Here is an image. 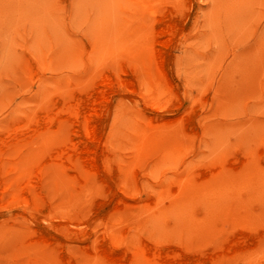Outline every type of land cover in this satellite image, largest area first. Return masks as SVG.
<instances>
[{
    "label": "rangeland",
    "instance_id": "1",
    "mask_svg": "<svg viewBox=\"0 0 264 264\" xmlns=\"http://www.w3.org/2000/svg\"><path fill=\"white\" fill-rule=\"evenodd\" d=\"M263 90L264 0H0V264H264Z\"/></svg>",
    "mask_w": 264,
    "mask_h": 264
},
{
    "label": "bare ground",
    "instance_id": "2",
    "mask_svg": "<svg viewBox=\"0 0 264 264\" xmlns=\"http://www.w3.org/2000/svg\"><path fill=\"white\" fill-rule=\"evenodd\" d=\"M122 1V0H121ZM211 1V0H210ZM90 2H91V0H90ZM131 2V1H130ZM125 3V2H124ZM38 8V7H37ZM40 10V9H39ZM22 11V10H21ZM241 11V10H240ZM103 12V11H102ZM19 13V12H18ZM140 15V14H139ZM241 15V14H240ZM239 15V16H240ZM96 16V15H95ZM232 16V15H231ZM142 17V16H141ZM102 18V17H101ZM95 19V18H94ZM243 19V18H242ZM118 21V20H117ZM120 21V20H119ZM121 23V22H120ZM143 23V22H142ZM130 25V24H129ZM172 28H173V26H172ZM172 28H171V30H172ZM11 31H12V29H11ZM168 31H170V29L168 28V29H163V30H161V32H159V33H166V32H168ZM245 31V30H244ZM132 32V31H131ZM216 36V35H215ZM116 39V38H115ZM162 41V40H161ZM235 45V44H234ZM125 49V48H124ZM155 54V58H156V62H157V64H158V67H159V70L163 73V75H165L166 76V69H165V64H166V57H165V54H164V52L162 51V50H156V52L154 53ZM231 58V57H230ZM228 59V58H227ZM136 63H138V61L136 62ZM137 67H139V66H137ZM125 68V67H124ZM115 70V69H114ZM160 71H158L159 72V75L160 76H163L162 75V73L160 72ZM169 81V80H168ZM263 83V82H262ZM262 86V85H261ZM263 87V86H262ZM114 88V87H113ZM106 89V88H105ZM264 91V90H263ZM107 92V91H106ZM116 92V91H115ZM262 94H264L263 92H262ZM260 97V96H259ZM93 112H88L87 114H86V116H85V118H84V125H83V128H84V131H85V134H86V141L84 142V146L82 147V149L80 150V152H79V154H80V156L82 157H84V155L86 154V152H92L93 150H92V144L93 143H99V144H103L104 142H103V135H102V133H101V131H100V129H99V127L98 126H96L94 123H93ZM31 116V115H30ZM155 116V115H154ZM59 118V117H58ZM154 118V117H153ZM32 119V118H31ZM45 120H47L46 118H45ZM154 121V120H153ZM132 127H134V126H132ZM36 128V127H35ZM148 128V127H147ZM145 130V129H144ZM16 131V130H15ZM37 132H39L38 130H37ZM40 136V135H39ZM38 136V137H39ZM129 136V135H128ZM131 136V135H130ZM37 138V137H36ZM7 139V138H6ZM63 139V138H62ZM201 142V141H200ZM204 142V141H203ZM70 146V145H69ZM67 147V148H70V147ZM38 148V147H37ZM94 149V148H93ZM67 150V149H66ZM46 151V150H45ZM64 151V150H63ZM44 154V153H43ZM261 155V154H260ZM77 155H74V154H71V157L74 159L75 157H76ZM103 157V156H102ZM76 158H78V157H76ZM72 159V160H73ZM32 160H34V159H32ZM87 160V162H90V163H92L94 166H96V168L99 170L100 168H99V163H98V157L96 156V155H94V156H91V157H89V158H87L86 159ZM104 160V159H103ZM70 162V161H69ZM72 162V161H71ZM208 164V163H207ZM197 165V164H196ZM206 165V164H205ZM71 166V165H70ZM69 166V167H70ZM154 166H156V164L154 165ZM212 167V166H211ZM216 169V168H215ZM56 170H58V169H56ZM38 172V171H37ZM95 172V171H94ZM205 172V171H204ZM39 173V172H38ZM86 173V172H85ZM96 173V172H95ZM160 174V173H159ZM105 175V174H104ZM158 175V174H157ZM69 176H70V174H69ZM88 177V176H87ZM204 177H205V175H204ZM203 177V178H204ZM136 179H138V178H136ZM182 179H184V178H182ZM187 183H188V181H187ZM176 186V185H175ZM174 186H172V188H173ZM100 188V187H99ZM159 188V187H158ZM169 190V189H168ZM167 190V191H168ZM174 190V189H173ZM180 190V189H179ZM102 191H104V189L102 190ZM166 191V192H167ZM175 191V190H174ZM105 193V192H104ZM162 193V192H161ZM111 195V194H110ZM228 195V194H227ZM163 196V195H162ZM112 198V197H111ZM114 198V197H113ZM109 199V198H108ZM116 199V198H115ZM170 199V198H169ZM117 201V199L115 200V202ZM135 203V202H134ZM116 205V204H115ZM112 207H113V205H112ZM120 207V206H119ZM255 207H256V205H255ZM117 208V207H116ZM226 208V207H225ZM253 211V210H252ZM258 211V210H257ZM261 211V210H260ZM123 215V214H122ZM138 216V215H137ZM131 222V221H130ZM159 222V221H158ZM224 228H226L225 226H224ZM258 228V227H257ZM259 229V228H258ZM257 229V230H258ZM18 234V233H17ZM161 234V233H160ZM40 236H42L41 234L38 236V237H40ZM262 238V237H261ZM40 239V238H39ZM225 239H226V236H225ZM263 239V238H262ZM227 240V243H228V238L226 239ZM37 241V240H36ZM143 241V240H142ZM38 243V242H37ZM143 243V242H142ZM142 243H141V245H142ZM230 243V242H229ZM157 244V243H156ZM36 245H38V244H36ZM29 246V245H28ZM151 246V245H150ZM232 246V245H231ZM38 247V246H37ZM191 248V247H190ZM34 250H36V249H34ZM127 250V249H126ZM111 252L112 251H109V250H107L106 251V254L108 255V256H111V257H113L114 258V256L113 255H111ZM208 252V251H207ZM213 252V251H212ZM215 252V251H214ZM213 252V253H214ZM220 252H222V251H220ZM46 253V252H45ZM42 254V253H41ZM40 254V255H41ZM222 254H224V253H222ZM43 255H44V253H43ZM51 255V254H50ZM166 254H163L162 252H159V251H153V250H149L148 251V256H149V260H151L152 262H151V264H163V263H166V264H173L174 263V261H172L171 260V258L169 257V256H165ZM215 256V255H214ZM218 256H220V255H218ZM110 257V258H111ZM197 257V256H196ZM114 261L117 263V264H133L132 263V261H127V262H124L121 258H114ZM200 261H202V260H200ZM41 263V262H40ZM68 263V262H67ZM179 262H177V263H174V264H178ZM69 264V263H68ZM180 264V263H179Z\"/></svg>",
    "mask_w": 264,
    "mask_h": 264
}]
</instances>
